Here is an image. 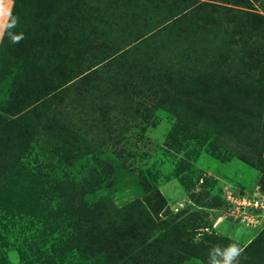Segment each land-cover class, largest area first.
Returning <instances> with one entry per match:
<instances>
[{
	"label": "rangeland",
	"instance_id": "rangeland-1",
	"mask_svg": "<svg viewBox=\"0 0 264 264\" xmlns=\"http://www.w3.org/2000/svg\"><path fill=\"white\" fill-rule=\"evenodd\" d=\"M18 1L0 264H152L132 244L146 234L168 236L161 264L233 243L264 264V0Z\"/></svg>",
	"mask_w": 264,
	"mask_h": 264
},
{
	"label": "trees",
	"instance_id": "trees-1",
	"mask_svg": "<svg viewBox=\"0 0 264 264\" xmlns=\"http://www.w3.org/2000/svg\"><path fill=\"white\" fill-rule=\"evenodd\" d=\"M182 1L190 2V0H182ZM19 9H20V1L14 0L13 10H12L10 18H9V20L7 22V25L9 23H11L12 18H15V15H16V13H17V11ZM114 20H118V19L115 18ZM7 25H6L5 34H4V36L2 38V41L0 43V75L2 76V78H5V79L7 78V76L9 77V73H8L9 71L5 68L4 65L11 63L12 59L9 57V55L11 54V50H12L11 48L13 47L12 41H11L10 36H9V33H10L12 28L9 29L7 27ZM121 29H122V27H121ZM121 51L122 50L120 49L119 52L117 53L118 55L115 56L116 59L115 58L112 59V57H114V56L111 55L109 61L112 62V63H115V61H117L119 63V61L122 58H124L125 56L128 57V55L131 53V52H128V51H125V50H123L122 52ZM124 53H126V54L124 55ZM41 59L42 58H38V59H36V61H40ZM125 61H126L125 62L126 63L125 66L126 67L133 65L132 64V62H133L132 58H128ZM42 62H39L38 64L41 65ZM258 75H259L258 73L256 75L253 74V77H255V79H256L258 77ZM260 75L262 77H264V71H262L260 73ZM33 77H36V76L33 75ZM30 79L31 78H29V80ZM13 81L16 83L15 86L18 87L19 86V82H17V77ZM60 89H61V87L59 89H57L56 91H58ZM13 93H16V92L14 91ZM57 93H59V92H57ZM29 104H30L29 102L28 103L22 102L23 106H21V109L22 110L26 109ZM140 216L145 218L146 221L149 223V233L151 234V229H152V225H153L154 221L152 219L151 214L147 211L146 208H144V206H143V214H141ZM130 224L131 223L127 224L125 227L129 226ZM135 226H136V223L133 222L130 225V229L135 230L134 229ZM138 237L139 236L136 235L135 238H137V240L134 243H132V244H134V249L137 250V251H140V253L146 252L147 255L150 257V259H147L148 261H150V263H152V264H161L159 261H160V257L162 256V254L159 253V252H162V251L163 252H169V249L172 246L168 236L164 235V236L156 239L155 241H153V239H151L150 235H147V234L144 237H141V238H138ZM131 259L133 260V255H131ZM158 259H159V261H158ZM168 264H174V263H168Z\"/></svg>",
	"mask_w": 264,
	"mask_h": 264
},
{
	"label": "clouds",
	"instance_id": "clouds-1",
	"mask_svg": "<svg viewBox=\"0 0 264 264\" xmlns=\"http://www.w3.org/2000/svg\"><path fill=\"white\" fill-rule=\"evenodd\" d=\"M2 13L3 9L0 8V14ZM16 24L17 19L12 18L11 23H9L7 27L11 29L14 28ZM9 36L13 43H18L24 38L22 34L16 35L11 32L9 33ZM242 252L243 249L235 243L228 245L226 248L217 246L210 250L208 254V264H238Z\"/></svg>",
	"mask_w": 264,
	"mask_h": 264
},
{
	"label": "built area",
	"instance_id": "built-area-1",
	"mask_svg": "<svg viewBox=\"0 0 264 264\" xmlns=\"http://www.w3.org/2000/svg\"><path fill=\"white\" fill-rule=\"evenodd\" d=\"M234 202L235 204L237 203L236 200ZM237 204L239 205L238 207L243 210H250V209L258 210L261 209L263 206V203L259 199L257 198L249 199L246 197L239 199V202Z\"/></svg>",
	"mask_w": 264,
	"mask_h": 264
},
{
	"label": "crops",
	"instance_id": "crops-1",
	"mask_svg": "<svg viewBox=\"0 0 264 264\" xmlns=\"http://www.w3.org/2000/svg\"><path fill=\"white\" fill-rule=\"evenodd\" d=\"M10 6H11V0H0V8H2V7L7 8L8 9L7 13L10 12ZM5 8H2V9H5ZM6 24H7V21L5 20V22L3 23V26H2L3 27V29H2L3 31H4V28H6Z\"/></svg>",
	"mask_w": 264,
	"mask_h": 264
}]
</instances>
